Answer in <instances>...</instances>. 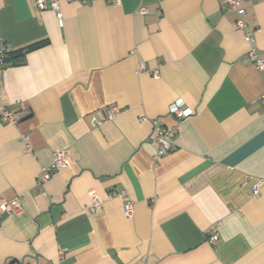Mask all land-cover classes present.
Wrapping results in <instances>:
<instances>
[{
    "label": "crops",
    "instance_id": "crops-1",
    "mask_svg": "<svg viewBox=\"0 0 264 264\" xmlns=\"http://www.w3.org/2000/svg\"><path fill=\"white\" fill-rule=\"evenodd\" d=\"M241 6L264 59V0ZM61 9L0 0L2 103L18 118H0V201L22 200L0 209V264H264V79L238 14L225 0ZM175 102L192 113L178 119ZM154 120L175 131L158 160ZM62 150L70 164L52 168Z\"/></svg>",
    "mask_w": 264,
    "mask_h": 264
},
{
    "label": "built area",
    "instance_id": "built-area-1",
    "mask_svg": "<svg viewBox=\"0 0 264 264\" xmlns=\"http://www.w3.org/2000/svg\"><path fill=\"white\" fill-rule=\"evenodd\" d=\"M63 0H36V4L40 9H46L50 8L52 9L57 17L59 19H62V9H61V3ZM68 2L72 1H81V0H66ZM113 4H119L120 0H112ZM226 7L230 10H234L238 14V19L235 23V28L239 31L243 32V37L245 41L250 45V48L248 50V56L255 62L257 68L262 73L263 79H264V59L259 57L257 53V49L254 45L255 38L253 35V32L250 31L247 28V22L245 20V9L241 6L242 0H225ZM140 13L145 14L147 13V9L145 7H141L139 10ZM8 53V47L5 42V40L0 36V118L8 123H17L18 118L16 117L15 113L10 110L5 104L2 103V93L5 86V80H4V73H5V64H6V58ZM147 66L145 62H141L139 71H146ZM151 74L154 77H159L160 73L159 70H153L151 71ZM262 100L264 101V94L262 97ZM119 112L117 106H111V108L108 110V119L114 118L117 113ZM170 112L175 114L178 119H183L188 117L192 110L190 108H186L183 106L180 102H175L170 106ZM175 137V131L173 128L164 126L160 124L157 120H154V130H153V141L157 144L154 158L155 160L160 159L162 156L170 152L174 148L173 139ZM70 164V156L67 151H57L53 154L51 167L52 168H60L65 167ZM50 174H47L45 176V179L49 178ZM261 187L262 182H256L253 185V192L254 194H260L261 193ZM90 197H91V204L89 206L90 210H95L102 206L104 203V199L100 198L99 195L94 191H90ZM118 196L123 200V209L124 213L128 216L133 215L134 213V202L130 198V196L127 194L125 190H113L109 197H115ZM0 209L4 211L5 213H17L22 209V200L19 196L14 197L12 199H2L0 201ZM217 240V235H213L210 237V241L214 242Z\"/></svg>",
    "mask_w": 264,
    "mask_h": 264
},
{
    "label": "trees",
    "instance_id": "trees-1",
    "mask_svg": "<svg viewBox=\"0 0 264 264\" xmlns=\"http://www.w3.org/2000/svg\"><path fill=\"white\" fill-rule=\"evenodd\" d=\"M43 43L42 42H37V43H34V44H31L29 46H26L22 49L19 50V56H23L26 52L34 49V48H37L39 46H41Z\"/></svg>",
    "mask_w": 264,
    "mask_h": 264
}]
</instances>
